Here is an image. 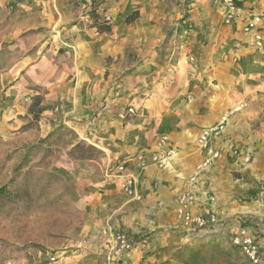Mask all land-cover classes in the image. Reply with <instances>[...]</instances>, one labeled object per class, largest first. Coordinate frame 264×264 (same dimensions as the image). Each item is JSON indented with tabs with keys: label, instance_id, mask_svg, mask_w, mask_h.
<instances>
[{
	"label": "crops",
	"instance_id": "obj_1",
	"mask_svg": "<svg viewBox=\"0 0 264 264\" xmlns=\"http://www.w3.org/2000/svg\"><path fill=\"white\" fill-rule=\"evenodd\" d=\"M241 3L264 16V0ZM194 15L200 35L186 25V0H98L93 9L86 0H0L1 20L12 21L7 40L23 50L2 78L17 88L15 100L42 95L48 132H74L73 143L59 147L58 167L79 181L86 214L75 247L38 251L21 264H100L107 223L149 237L129 264H251L228 239L240 227L255 235L264 264V21L246 32L248 17L221 26L214 12ZM28 85L43 91L32 94ZM129 106L136 113L120 118ZM163 137L166 148L158 144ZM81 140L86 145L77 147ZM83 148L89 151L78 155ZM156 155L168 165L155 163ZM122 163L136 196L125 193L115 170ZM204 191L229 222L228 238L185 224L179 198L193 192L192 213L201 214Z\"/></svg>",
	"mask_w": 264,
	"mask_h": 264
},
{
	"label": "rangeland",
	"instance_id": "obj_2",
	"mask_svg": "<svg viewBox=\"0 0 264 264\" xmlns=\"http://www.w3.org/2000/svg\"><path fill=\"white\" fill-rule=\"evenodd\" d=\"M186 1L191 9L186 25L193 33L200 30V35L203 32V24L198 23L196 15L192 16L193 10L200 16L216 13L221 26L235 24L226 23L223 0ZM239 6L244 8L241 1ZM1 19L0 188L7 186L9 194L0 196V264H21L38 251L58 254L65 247H75L83 235L86 214L76 190L79 181L58 167L61 153H64L59 147L73 143L74 132L66 126L48 132L41 124L42 95L34 94L43 90L28 85L33 87L29 91L34 94L31 100H15L17 88H12L13 84L2 78L8 66L23 55V50L13 49V43L7 40L10 18L7 21ZM207 26L212 28L211 24ZM20 74L19 68H15L12 77L18 79ZM83 141L77 147L82 143L85 146ZM86 151L89 150L83 148L78 155L84 156ZM207 235L216 238L219 234Z\"/></svg>",
	"mask_w": 264,
	"mask_h": 264
},
{
	"label": "built area",
	"instance_id": "obj_3",
	"mask_svg": "<svg viewBox=\"0 0 264 264\" xmlns=\"http://www.w3.org/2000/svg\"><path fill=\"white\" fill-rule=\"evenodd\" d=\"M98 0H86L87 4L91 9H93L95 3ZM226 3V23L233 24L243 20L248 17L245 23L244 31L253 32L263 23L264 16L260 13H252L239 6L241 0H223ZM106 21L111 22L112 17L107 15L105 17ZM255 41L258 46L263 44V36L261 33L256 32ZM194 58H191L193 60ZM56 111L60 110V106L55 107ZM137 109L133 106H129L126 110L120 111L118 116L125 119L128 115L135 114ZM220 128L211 129L210 133L218 135ZM203 146H206L207 133H205L200 138ZM159 146L166 148V138L163 137L158 142ZM169 154H174L173 149L168 151ZM144 158V157H143ZM153 161L159 166L164 167L168 165L169 159L167 156H154ZM118 173L124 175L125 183L124 190L129 196H136L135 190V179L131 174H128L125 164H119L115 167ZM195 182V177L191 179ZM203 195L206 197L208 202L204 211L201 214L194 215L192 213V208L198 202V196L193 192L183 194L179 198L180 211L182 217L187 226L195 227L204 233H215L224 235L227 237L226 228L229 222L223 219L217 212L215 208V198L210 196L207 191H204ZM101 241L102 248L100 253V264H129L128 259L134 251H136L140 245L149 246L150 240L147 235H134L125 230L113 227L112 224L107 223L101 230ZM229 237V238H228ZM227 238L230 239L232 245L240 248L244 254L247 256L251 264H262V254L260 251L259 244L256 241L254 234L249 232L246 227H240V230L236 233H231ZM51 261H56V255L50 256Z\"/></svg>",
	"mask_w": 264,
	"mask_h": 264
},
{
	"label": "trees",
	"instance_id": "obj_4",
	"mask_svg": "<svg viewBox=\"0 0 264 264\" xmlns=\"http://www.w3.org/2000/svg\"><path fill=\"white\" fill-rule=\"evenodd\" d=\"M137 15H138V13H137ZM131 19L132 18L129 17L127 20H131ZM52 135H53V133L49 137H52ZM6 189H7V186H3L0 188V196L4 197L5 195L7 196V194H9V192L6 191Z\"/></svg>",
	"mask_w": 264,
	"mask_h": 264
}]
</instances>
